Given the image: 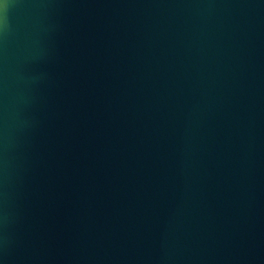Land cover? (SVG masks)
<instances>
[{"label":"water","instance_id":"1","mask_svg":"<svg viewBox=\"0 0 264 264\" xmlns=\"http://www.w3.org/2000/svg\"><path fill=\"white\" fill-rule=\"evenodd\" d=\"M0 264H264V0H0Z\"/></svg>","mask_w":264,"mask_h":264}]
</instances>
